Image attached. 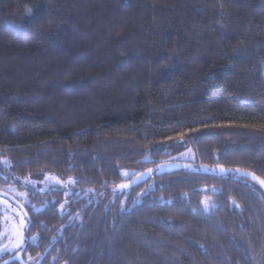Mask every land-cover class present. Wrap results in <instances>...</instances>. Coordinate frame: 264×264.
I'll return each mask as SVG.
<instances>
[{
    "label": "trees",
    "instance_id": "obj_1",
    "mask_svg": "<svg viewBox=\"0 0 264 264\" xmlns=\"http://www.w3.org/2000/svg\"><path fill=\"white\" fill-rule=\"evenodd\" d=\"M186 146L193 165L111 200ZM202 165L264 181V0H0V188L26 192V261L264 264V189ZM44 172L72 192L23 184Z\"/></svg>",
    "mask_w": 264,
    "mask_h": 264
},
{
    "label": "rangeland",
    "instance_id": "obj_2",
    "mask_svg": "<svg viewBox=\"0 0 264 264\" xmlns=\"http://www.w3.org/2000/svg\"><path fill=\"white\" fill-rule=\"evenodd\" d=\"M177 145V144H176ZM168 147V146H167ZM172 150V149H169ZM196 152L193 147L186 146L184 149H179L173 152L168 161L164 162H183L187 161L195 162ZM124 177L128 178L132 172L124 171ZM23 184L28 187H33L37 190H47L50 186H56L60 189L64 190L65 195L72 192V180H63L57 178L56 175L44 172L42 175L33 176L31 178H27L22 180ZM0 189L14 195L15 197L20 198L24 202H26L25 194L16 185L8 184ZM149 189L146 187L139 191V193L135 196L133 204H136L141 201L143 194ZM130 195L129 190H122L120 192H114L111 200L116 199L117 197L122 198V206L127 208L126 203L128 202V197ZM211 199L205 198L203 201L204 207L208 210L211 206ZM0 257L5 254H10L18 249H20L24 243V239L26 236V225L27 219L22 211L16 206L11 200L0 196Z\"/></svg>",
    "mask_w": 264,
    "mask_h": 264
},
{
    "label": "water",
    "instance_id": "obj_3",
    "mask_svg": "<svg viewBox=\"0 0 264 264\" xmlns=\"http://www.w3.org/2000/svg\"><path fill=\"white\" fill-rule=\"evenodd\" d=\"M191 163H183V162H162L159 163L155 166H152L146 170H144L143 172L137 174L136 176H134L132 179L121 182L120 184L117 185V187L115 188L116 191H121V190H128L134 187H137L143 183H145L146 181H148L154 174L157 176H161L164 174H168V173H173L175 171H179L183 168H187L190 167ZM194 171L196 173H203V174H212V175H217V176H223V175H228V174H237L238 177H244V178H248L252 181H255L256 183H258L263 189H264V183H261V181H263L260 177L256 176L253 173H250L248 171L245 170H241V169H231V168H226L224 166H219L218 169L212 170L209 166H205L202 165L199 168H195ZM0 196L2 197H6L8 199H10L13 203H15L17 206H19L22 211L24 212L25 216L28 218L29 220V225H28V229L30 228V225L32 223L31 217L27 211V209L25 208V206L22 204L21 201H19L15 196H13L12 194L0 189ZM67 225H64L61 229V233L64 231L65 227ZM50 250V247L45 251V253L40 257L39 261L36 264H42L43 260L45 259V257L48 254V251ZM25 248H23L19 253H17L15 256H13L12 258L7 259L6 261L0 263V264H10L13 262H18L19 264H28L23 257Z\"/></svg>",
    "mask_w": 264,
    "mask_h": 264
},
{
    "label": "flooded vegetation",
    "instance_id": "obj_4",
    "mask_svg": "<svg viewBox=\"0 0 264 264\" xmlns=\"http://www.w3.org/2000/svg\"><path fill=\"white\" fill-rule=\"evenodd\" d=\"M3 190V189H2ZM14 196V195H13ZM6 198V197H5ZM8 199V198H7ZM10 200V199H9ZM20 201V200H19ZM15 204V203H14ZM16 205V204H15ZM17 206V205H16ZM18 208L22 211V209L18 206ZM26 208V207H25ZM22 213L24 214V212L22 211ZM25 215V214H24ZM26 217V216H25ZM27 218V217H26ZM32 220V219H31ZM32 224V223H31ZM28 225H29V220H28V218H27V225H26V229H27V231L29 230L27 227H28ZM61 233V232H60ZM63 233V232H62ZM61 233V234H62ZM26 242H27V238H26V236H25V239H24V243H23V245H22V247L20 248V249H18V250H16V251H14V252H11L10 254H5V255H3V256H8V257H6V259H5V261L7 260V259H9V258H12L13 256H15L17 253H19L23 248H25L26 249ZM25 252V251H24ZM2 256V257H3ZM2 257H0V259L2 258ZM23 257H24V254H23ZM25 260V259H24ZM26 261V260H25ZM39 260H37V262H38ZM2 262H4V260H1L0 261V263H2ZM28 264H36L37 262H35V263H31L30 261H26ZM16 263H18V262H16ZM43 263V262H42ZM19 264V263H18Z\"/></svg>",
    "mask_w": 264,
    "mask_h": 264
},
{
    "label": "snow or ice",
    "instance_id": "obj_5",
    "mask_svg": "<svg viewBox=\"0 0 264 264\" xmlns=\"http://www.w3.org/2000/svg\"><path fill=\"white\" fill-rule=\"evenodd\" d=\"M261 183H264V181H261Z\"/></svg>",
    "mask_w": 264,
    "mask_h": 264
}]
</instances>
